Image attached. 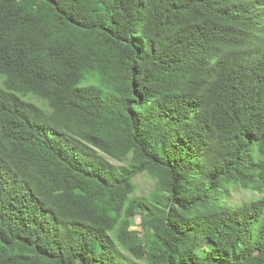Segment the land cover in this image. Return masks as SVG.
<instances>
[{
    "label": "trees",
    "instance_id": "trees-1",
    "mask_svg": "<svg viewBox=\"0 0 264 264\" xmlns=\"http://www.w3.org/2000/svg\"><path fill=\"white\" fill-rule=\"evenodd\" d=\"M0 264H264V0H0Z\"/></svg>",
    "mask_w": 264,
    "mask_h": 264
},
{
    "label": "rangeland",
    "instance_id": "rangeland-1",
    "mask_svg": "<svg viewBox=\"0 0 264 264\" xmlns=\"http://www.w3.org/2000/svg\"><path fill=\"white\" fill-rule=\"evenodd\" d=\"M111 162H112V164H114L115 166H117L119 168L126 167L125 163H118V162L112 161V160H111ZM136 184H137L136 195L139 197L148 196L154 187L153 180H151L148 176L140 177L139 179H137ZM253 198L254 197L251 194L246 193V192H241V191L237 195L233 196L234 201L238 204L250 201ZM140 222H141L140 218L138 217L136 219L137 225H139ZM133 231H140V229H139V227H136L133 229ZM124 254L127 255V253H125V252H124Z\"/></svg>",
    "mask_w": 264,
    "mask_h": 264
}]
</instances>
